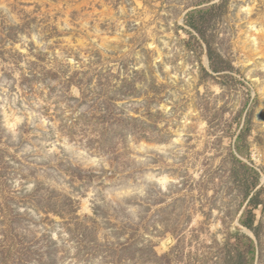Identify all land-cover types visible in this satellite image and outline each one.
<instances>
[{
    "label": "rangeland",
    "instance_id": "rangeland-1",
    "mask_svg": "<svg viewBox=\"0 0 264 264\" xmlns=\"http://www.w3.org/2000/svg\"><path fill=\"white\" fill-rule=\"evenodd\" d=\"M0 264H264V0H0Z\"/></svg>",
    "mask_w": 264,
    "mask_h": 264
},
{
    "label": "bare ground",
    "instance_id": "bare-ground-1",
    "mask_svg": "<svg viewBox=\"0 0 264 264\" xmlns=\"http://www.w3.org/2000/svg\"><path fill=\"white\" fill-rule=\"evenodd\" d=\"M246 230V229H245Z\"/></svg>",
    "mask_w": 264,
    "mask_h": 264
}]
</instances>
